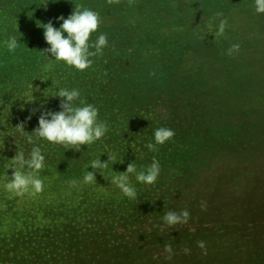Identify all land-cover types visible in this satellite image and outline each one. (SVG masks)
Masks as SVG:
<instances>
[{"label": "trees", "instance_id": "obj_1", "mask_svg": "<svg viewBox=\"0 0 264 264\" xmlns=\"http://www.w3.org/2000/svg\"><path fill=\"white\" fill-rule=\"evenodd\" d=\"M170 1L0 0V264H163L166 254L161 249L163 241L169 240L166 244L175 241L158 232L157 229L163 231L167 226L153 208L163 207L161 203L155 206L161 197L170 202L179 185L171 181L177 176L161 170L154 185L137 184V197L129 200L110 184V175L111 169L122 173L129 163L139 164V159L130 155L132 151H148L146 145L152 140L153 129L144 120L154 110L148 108V99L154 90L160 91L164 86L166 79L162 72L172 74L171 67L181 59L176 53H168L175 43L176 26H180L176 23L164 27L170 31L172 41L158 40L151 44L147 66L139 68V46L130 43L139 44L141 37L149 35L148 24L164 25L159 20H163L160 16H166ZM78 4L98 12L100 17L110 14L115 18L118 14L126 21H122V28L116 33L104 29L91 34L93 41L99 34H107L108 45L102 55L91 58V67L83 72L43 54L48 45L38 27L51 20L59 28L56 18H67ZM203 4L208 16L206 27L212 32L210 38L219 43H227L230 36L240 33L247 24L264 27V14H256L254 0H203ZM130 13L137 14L142 23H129ZM220 19L227 20V27L222 37H216ZM13 36L21 45L9 53L3 42ZM141 71L153 79L143 75L141 83L138 76ZM172 75L171 82L176 77ZM57 87L78 88L81 99L99 109L98 118L107 123L109 131L93 145L81 146L80 152L38 142L46 157V167L40 173L47 178L44 190L34 196L16 197L4 190L5 175L9 178L12 175L9 168L16 152L27 153L32 146L24 143L15 127L35 112L25 122L24 131L31 133L37 127L40 111H58L59 100L54 96ZM157 126L164 127L161 123ZM200 131L204 133L203 129H197L198 134ZM199 140L202 142L200 136ZM176 141L172 139L156 150L180 151L184 147ZM200 142L198 146H193L196 141L189 142L188 151L193 156L194 151H201ZM99 156L102 162L109 157V168L96 175V183L70 189L68 182L82 178L85 165ZM158 161L160 166L166 165L164 159ZM168 182L171 183L167 185ZM140 197L146 198L150 216L137 209ZM161 211L160 208L158 212ZM188 211L190 220L203 217V213L191 214V208ZM146 225L160 234L158 243L153 235L142 231ZM257 261L249 258L251 264Z\"/></svg>", "mask_w": 264, "mask_h": 264}, {"label": "rangeland", "instance_id": "obj_2", "mask_svg": "<svg viewBox=\"0 0 264 264\" xmlns=\"http://www.w3.org/2000/svg\"><path fill=\"white\" fill-rule=\"evenodd\" d=\"M167 5L166 16L159 20L164 25L148 24L149 35L141 37L139 44L130 43L139 46V68L147 66L151 44L172 41L170 31L164 27L180 25L176 26L175 43L168 53H176L181 59L171 67L173 75L162 72L164 86L152 92L147 104L149 109L153 107V115H147L144 121L153 131L159 123L172 129V139L184 148L132 151L130 155L139 159L138 168L150 165L154 158L164 159L166 165L160 166L161 170L177 176L171 181L179 184L176 192L170 202L165 197L156 200L155 206L161 203L163 207H154L155 214L163 216L169 210L191 208V214L203 213V217L191 218L192 225L157 229L175 241L170 244L175 255L168 260L167 254H163L162 263L251 264L249 258L253 257L257 264H264V27L247 24L227 43H219L210 38L212 32L206 27L208 16L203 0H171ZM123 17L101 15L97 31L116 33L126 22ZM127 20L142 23L135 13L127 15ZM235 43L241 46L239 53L226 55ZM143 75L148 76L142 71L138 73L141 83ZM171 75L176 76L173 82L169 81ZM38 96L44 98L40 93ZM202 125L205 128H200ZM197 129L204 133L198 134ZM190 141L197 142L193 146L200 142L202 147L201 151H194V156L188 151ZM140 198L137 209L150 216L146 198ZM212 224L217 227L211 229ZM207 225L209 228H204ZM142 231L153 235L158 243L160 234L155 233V228L146 225ZM201 240L206 243L207 255L197 247ZM167 241L161 246L163 253ZM185 248L191 250V257L184 255Z\"/></svg>", "mask_w": 264, "mask_h": 264}, {"label": "clouds", "instance_id": "obj_3", "mask_svg": "<svg viewBox=\"0 0 264 264\" xmlns=\"http://www.w3.org/2000/svg\"><path fill=\"white\" fill-rule=\"evenodd\" d=\"M254 9L256 14H264V0H254ZM220 15L217 13V17ZM55 22L59 23V28L54 27L51 20L47 23H40L38 26L43 30V39L48 45L43 50V54L48 57L50 55L51 59L56 62H63L66 66L79 72L90 68L93 62L91 58L102 55L103 49L108 45L107 34H99L94 41L90 39L91 34L97 32L101 23L99 13L78 4L67 18L59 16ZM226 27L227 20L220 19L216 26L215 36L222 37ZM3 43L9 53H14L21 45L15 36ZM240 47L239 43L231 45L226 55L231 57L239 53ZM54 96L59 100V110L40 111L37 127L31 133L24 131V127L25 122L30 121L35 112L26 117L25 122H21L19 126L15 127L16 131L21 134L24 143L32 146L27 153L23 150L16 152L11 160L12 167L9 168L12 170V175L10 178L5 175L7 179L3 188L16 197L34 196L44 190L47 178L41 177L40 173L46 167V157L38 142H47L80 152L81 146L93 145L105 137L109 131L107 123L98 118L99 109L82 100L78 88L57 87ZM174 135V131L168 127H157L146 148L148 151H155L158 146L170 141ZM101 156L91 159L89 164L85 165L86 171L82 178L68 182L70 189H78L82 185L96 183V175H101V172L109 168V157L102 162ZM160 172V163L155 158L150 165L141 168L132 162L122 173L113 172L111 169L110 184L118 190L122 197L135 200L137 197L136 185H154ZM202 210L204 209L202 208ZM189 220L190 213L187 209L179 212L169 210L161 218L162 224L169 228L188 224ZM197 247L203 255H207L205 241H198ZM163 250L167 254L166 259L168 260H171L175 255L170 244H166ZM183 253L190 255L191 250L185 248Z\"/></svg>", "mask_w": 264, "mask_h": 264}]
</instances>
